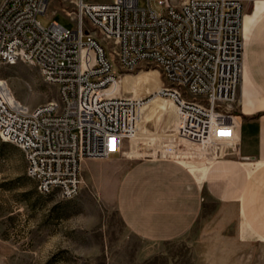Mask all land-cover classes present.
Segmentation results:
<instances>
[{
	"label": "built area",
	"instance_id": "1",
	"mask_svg": "<svg viewBox=\"0 0 264 264\" xmlns=\"http://www.w3.org/2000/svg\"><path fill=\"white\" fill-rule=\"evenodd\" d=\"M65 1L71 6L59 10L71 29L41 23L50 0H0V71L23 62L58 89L30 107L0 74V138L22 150L42 195L75 198L88 159L188 156L210 164L242 157L231 104L242 81L249 0H158L160 11L151 0L148 7L140 0ZM141 63L158 66L169 83L157 95L175 107L170 132L139 137L144 99L115 89L123 70Z\"/></svg>",
	"mask_w": 264,
	"mask_h": 264
},
{
	"label": "rangeland",
	"instance_id": "2",
	"mask_svg": "<svg viewBox=\"0 0 264 264\" xmlns=\"http://www.w3.org/2000/svg\"><path fill=\"white\" fill-rule=\"evenodd\" d=\"M254 3L247 2L246 19ZM139 4L148 7L147 0ZM150 5L155 11L161 9L158 0H151ZM70 6L65 0H50L48 13L39 15V20L45 27L55 21L71 29L73 22L59 10ZM114 69L121 71L118 65ZM0 74L15 98L30 107L58 94L55 85L42 80L37 67L26 63L5 65ZM168 85L153 63L123 70L121 93L141 97L146 105L139 112V137L171 131L175 107L157 95L160 87ZM140 156L120 158L141 160ZM187 159L206 162L201 157L180 160ZM105 162L99 158L84 162L82 189L75 198L44 196L26 174L22 150L0 138V264H264V239H240L237 208L218 201L207 205L195 228L182 238L169 242L141 238L127 228L116 210V179L95 170Z\"/></svg>",
	"mask_w": 264,
	"mask_h": 264
},
{
	"label": "crops",
	"instance_id": "3",
	"mask_svg": "<svg viewBox=\"0 0 264 264\" xmlns=\"http://www.w3.org/2000/svg\"><path fill=\"white\" fill-rule=\"evenodd\" d=\"M254 1L252 13L263 0ZM263 17L264 9L247 28L244 18L242 27L245 56L234 103L241 158L208 164L195 159L126 160L114 155L95 169L103 170V177L116 179V210L127 228L141 238L154 242L182 238L195 228L207 205L218 201L237 208L240 239H264ZM131 149L127 155L134 154L132 145Z\"/></svg>",
	"mask_w": 264,
	"mask_h": 264
},
{
	"label": "bare ground",
	"instance_id": "4",
	"mask_svg": "<svg viewBox=\"0 0 264 264\" xmlns=\"http://www.w3.org/2000/svg\"><path fill=\"white\" fill-rule=\"evenodd\" d=\"M263 9H264V0L263 1H258V3H257V5H256V9H255V11L252 13V14H250V15H248L247 16V19H246V28L249 26V23L250 22H253L257 17H258V15L260 14V13H262V11H263ZM122 78V76L118 79V81H117V83H116V85H115V89L116 90H118L119 89V85H120V79ZM251 102V101H250ZM146 105H144L142 108H144ZM141 108V109H142ZM140 109V110H141ZM140 110H139V112H140Z\"/></svg>",
	"mask_w": 264,
	"mask_h": 264
},
{
	"label": "snow or ice",
	"instance_id": "5",
	"mask_svg": "<svg viewBox=\"0 0 264 264\" xmlns=\"http://www.w3.org/2000/svg\"><path fill=\"white\" fill-rule=\"evenodd\" d=\"M221 135L226 136V135H228V133H221Z\"/></svg>",
	"mask_w": 264,
	"mask_h": 264
},
{
	"label": "water",
	"instance_id": "6",
	"mask_svg": "<svg viewBox=\"0 0 264 264\" xmlns=\"http://www.w3.org/2000/svg\"><path fill=\"white\" fill-rule=\"evenodd\" d=\"M246 158H248V159H249V158H253V157H246Z\"/></svg>",
	"mask_w": 264,
	"mask_h": 264
}]
</instances>
